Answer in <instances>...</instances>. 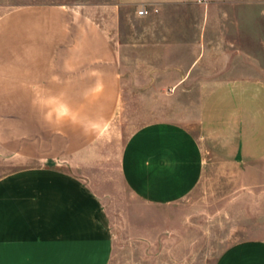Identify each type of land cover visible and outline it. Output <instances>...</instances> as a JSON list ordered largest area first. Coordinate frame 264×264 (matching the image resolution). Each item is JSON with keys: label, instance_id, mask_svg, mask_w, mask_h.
Returning <instances> with one entry per match:
<instances>
[{"label": "crops", "instance_id": "crops-1", "mask_svg": "<svg viewBox=\"0 0 264 264\" xmlns=\"http://www.w3.org/2000/svg\"><path fill=\"white\" fill-rule=\"evenodd\" d=\"M134 1L148 10L135 19L160 2L31 1L0 11V152L26 161L0 171V264H105L97 199L48 154V135L50 126L63 153L93 142L125 84L142 97L146 121L122 148L120 174L141 198L185 196L209 159L264 182V78L241 75L226 49L215 54L206 24L190 39L175 26L161 38L159 24L126 27L121 6ZM215 264H264V238L232 243Z\"/></svg>", "mask_w": 264, "mask_h": 264}, {"label": "rangeland", "instance_id": "rangeland-1", "mask_svg": "<svg viewBox=\"0 0 264 264\" xmlns=\"http://www.w3.org/2000/svg\"><path fill=\"white\" fill-rule=\"evenodd\" d=\"M31 1L104 0H0V11ZM134 2L121 6L126 27L135 25L142 30L159 24L161 38L175 26L177 37L190 39L195 26L206 24L208 44L215 54L226 49L240 66L241 75L250 72L264 78V0H160L158 10L143 19L133 17L132 12L138 14L140 8ZM124 87L115 116L93 142L63 153L50 126L48 135V154L55 155V161L62 162L97 199V214L110 242L105 264H215L232 243L264 238V182L252 183L249 175H238L241 168L237 165L221 166L209 159L198 186L171 201L143 199L127 186L120 174L121 151L132 131L146 121V111L142 97L127 84ZM214 149L209 144V150ZM210 151L209 157L213 156ZM25 162L0 152V171Z\"/></svg>", "mask_w": 264, "mask_h": 264}, {"label": "built area", "instance_id": "built-area-1", "mask_svg": "<svg viewBox=\"0 0 264 264\" xmlns=\"http://www.w3.org/2000/svg\"><path fill=\"white\" fill-rule=\"evenodd\" d=\"M148 10L146 8H141L138 10V14H147Z\"/></svg>", "mask_w": 264, "mask_h": 264}]
</instances>
